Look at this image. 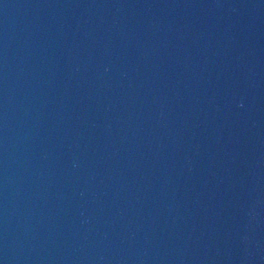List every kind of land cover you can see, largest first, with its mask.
<instances>
[{"label":"water","instance_id":"water-1","mask_svg":"<svg viewBox=\"0 0 264 264\" xmlns=\"http://www.w3.org/2000/svg\"><path fill=\"white\" fill-rule=\"evenodd\" d=\"M0 264H264V0H0Z\"/></svg>","mask_w":264,"mask_h":264}]
</instances>
